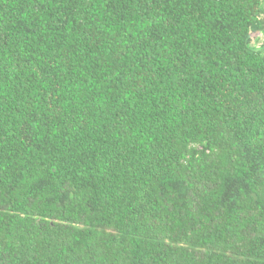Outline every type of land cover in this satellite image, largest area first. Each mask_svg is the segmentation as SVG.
Segmentation results:
<instances>
[{
  "label": "trees",
  "instance_id": "obj_1",
  "mask_svg": "<svg viewBox=\"0 0 264 264\" xmlns=\"http://www.w3.org/2000/svg\"><path fill=\"white\" fill-rule=\"evenodd\" d=\"M0 264H264V0H0Z\"/></svg>",
  "mask_w": 264,
  "mask_h": 264
}]
</instances>
